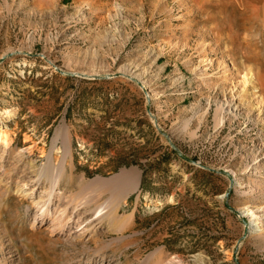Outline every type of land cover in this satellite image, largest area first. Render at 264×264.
Instances as JSON below:
<instances>
[{
	"label": "rangeland",
	"instance_id": "obj_1",
	"mask_svg": "<svg viewBox=\"0 0 264 264\" xmlns=\"http://www.w3.org/2000/svg\"><path fill=\"white\" fill-rule=\"evenodd\" d=\"M0 128V264H264V0H0Z\"/></svg>",
	"mask_w": 264,
	"mask_h": 264
},
{
	"label": "bare ground",
	"instance_id": "obj_2",
	"mask_svg": "<svg viewBox=\"0 0 264 264\" xmlns=\"http://www.w3.org/2000/svg\"><path fill=\"white\" fill-rule=\"evenodd\" d=\"M137 78H138V77H137ZM12 112H13L12 108H10V107L4 108V109H3V114H2V116H3V117H8ZM12 133H13V132H12V130H10V129L0 128V142L3 143L4 147H8V146L10 145V138H9V136H10ZM133 178H135V177H133ZM135 181H137V180L135 179ZM119 184H120V183H119ZM136 187H137V186H136ZM124 191H126V190H124ZM255 225H258V223L255 224Z\"/></svg>",
	"mask_w": 264,
	"mask_h": 264
},
{
	"label": "water",
	"instance_id": "obj_3",
	"mask_svg": "<svg viewBox=\"0 0 264 264\" xmlns=\"http://www.w3.org/2000/svg\"><path fill=\"white\" fill-rule=\"evenodd\" d=\"M81 76H83V77H86L87 75L86 74H80Z\"/></svg>",
	"mask_w": 264,
	"mask_h": 264
}]
</instances>
